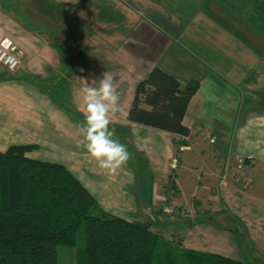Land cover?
Returning <instances> with one entry per match:
<instances>
[{
	"label": "crops",
	"instance_id": "1",
	"mask_svg": "<svg viewBox=\"0 0 264 264\" xmlns=\"http://www.w3.org/2000/svg\"><path fill=\"white\" fill-rule=\"evenodd\" d=\"M106 1L108 6L102 0H0V39L11 40L21 56L14 73L0 65V152L13 145L34 146L27 154L30 158L64 166L100 208L113 206L135 214L141 207L135 154L152 176L154 192L157 183L164 185L163 176L167 179L172 171L198 164L202 154L195 152L196 145L210 148L211 142L219 152L215 145L219 125L233 129L229 155L214 151L212 156L239 164L240 189L233 184L222 189L223 210L219 215L240 224L241 233L239 228L234 231L214 220L180 221L181 246L233 259L224 252L233 248L238 255L240 241L244 240L264 254V197L257 194L264 193L262 31L240 16L230 22L226 16L232 13L220 0H195L199 9L194 20L201 27H184L181 19L151 0ZM107 7L116 16H131L130 28L125 33L119 31L122 35L114 30L105 36L97 32L99 27H111L109 21L101 20V12ZM169 22L173 27L166 26ZM172 45L188 52L197 61H193L194 66H203L210 82L203 84L206 87L199 85L189 101L183 118L190 130L188 138L126 120L139 80L155 67L168 71L163 61ZM105 72L115 76L122 92L120 111L112 117L110 127L115 128L116 138L131 149L132 155L115 174L101 169L87 153L79 130L84 119L82 80L98 83ZM177 80L181 85L200 83L194 77ZM248 81L255 88L256 99L246 98L252 93ZM55 89L63 95V103L54 97ZM220 106L236 111L235 123L231 125L229 117L215 115L214 109ZM252 129L257 136L248 139L246 133ZM220 135L227 138L223 132ZM206 155L205 159L210 156ZM187 160L196 163L187 166ZM238 232L241 240L235 236Z\"/></svg>",
	"mask_w": 264,
	"mask_h": 264
},
{
	"label": "trees",
	"instance_id": "2",
	"mask_svg": "<svg viewBox=\"0 0 264 264\" xmlns=\"http://www.w3.org/2000/svg\"><path fill=\"white\" fill-rule=\"evenodd\" d=\"M198 86L181 85L155 67L137 83L126 120L188 138L183 118ZM54 97L63 103V95ZM33 148L0 152V264H58L57 248L74 247L79 230L83 248L76 264H250L183 249L181 240L177 247L162 244L150 223L109 216L64 166L30 158ZM139 184L149 203L152 180Z\"/></svg>",
	"mask_w": 264,
	"mask_h": 264
},
{
	"label": "rangeland",
	"instance_id": "3",
	"mask_svg": "<svg viewBox=\"0 0 264 264\" xmlns=\"http://www.w3.org/2000/svg\"><path fill=\"white\" fill-rule=\"evenodd\" d=\"M76 2L77 0H71ZM157 5H159L162 10H166L171 13L173 16L181 19L184 23V27H201L196 24L195 14L197 8V4L195 0H151ZM201 1H210V0H201ZM228 6V9L231 11V15L226 16L229 18L230 22L233 21L234 18H238L240 16L245 22L251 27H259L262 31L264 37V0H220ZM103 5H107L106 0H102ZM112 4V3H111ZM76 7V5H75ZM74 7V9H75ZM235 14V15H234ZM102 22H108L111 27H99V34L107 35L111 30L117 31L119 35L121 33H125L127 28L130 26L131 16L123 17L122 13L119 15H115L111 13L110 7L103 8L101 12ZM126 19V21H124ZM111 20V21H110ZM97 19V25L98 26ZM132 24H136V20H132ZM242 21V20H240ZM167 22V21H166ZM96 24V23H95ZM167 27H173L172 23L169 22L166 25ZM248 27V26H247ZM93 28V27H92ZM96 28V27H94ZM130 28V27H129ZM102 30V31H101ZM119 31H122L121 33ZM106 32V33H103ZM172 49H170L163 61V66L167 68L171 75L175 78H179L180 80H184L188 77H194L198 79L200 82L199 85L202 87L203 84L207 82V74L205 73V68L203 66H194L196 61L192 58L188 52H184L181 47L177 45H172ZM171 48V47H170ZM181 51V52H180ZM197 62V61H196ZM162 69V68H161ZM169 73V74H170ZM247 84H251V81H248ZM249 87L252 91L251 95L246 96L247 99H256V95L253 92L254 86L251 84ZM207 88H205L206 90ZM204 91V90H203ZM222 100V99H221ZM250 100V101H252ZM249 102V101H248ZM215 108V107H213ZM216 112V116L218 118L229 117L231 120L230 124L235 123L236 120V111L230 112L223 108V106L214 109ZM213 113L210 112V115ZM240 117V116H239ZM238 117V118H239ZM216 118L217 121L220 119ZM228 118V119H229ZM229 124V122H227ZM219 125L218 136L219 140L217 145L219 152H217L212 146L210 142V148L207 145H196L195 150L199 155V159L197 161L198 164L193 167H189V169H178L176 171H172L170 176L166 179L164 176L162 177L164 180V185L160 186L159 183L156 184V190L152 192V199L149 203H146L144 199V195H142L140 190V198L139 204L140 208L135 214H132V210L130 212H126V209L117 208L110 206L108 208H100L103 212L108 214L109 216L118 217L122 219H126L128 221H139L143 223H150L151 230L155 233H160V237L162 239V244L169 243L171 246L177 247V243L181 240L180 234V221H200V222H212L216 221L218 224H222L224 222L225 227H228L232 230L238 231L240 229V224L235 222L234 220L228 221L226 217H221L222 207V189L227 185H232L239 188L238 178L240 174L239 164L236 160H228L224 161L221 159L214 160L212 154L214 151L217 154L225 153L229 155V143L228 140L232 133L231 130L227 128H221ZM224 133L227 138L222 137L220 133ZM119 134V133H118ZM117 136V135H116ZM213 136V135H212ZM248 139H253L257 136L255 130L252 129L246 133ZM210 135V139H211ZM206 139L207 136H206ZM225 140V141H224ZM209 141V139H208ZM121 142V140H120ZM122 143V142H121ZM214 145V144H213ZM202 147V148H201ZM131 150V149H129ZM128 150V151H129ZM204 153V154H203ZM210 153V154H209ZM206 154L210 155L207 159ZM132 156V155H131ZM189 158V157H187ZM135 163L134 170H137L138 181L140 182L142 179L146 180L147 183L150 182L152 176H149L145 172V166L140 159L138 154H135V158L133 159ZM196 163L194 160H187V166L190 164ZM142 166H144L142 168ZM143 169V170H142ZM154 176V175H153ZM156 182H159L160 178L158 176L154 177ZM245 184V183H244ZM237 185V186H236ZM140 186V184H139ZM243 188V187H242ZM141 189V187H140ZM240 189V188H239ZM260 190V189H259ZM153 191V189H152ZM154 193V195H153ZM258 195L264 197V193L262 191L257 192ZM99 207V206H98ZM132 212V213H131ZM94 214L97 212L94 211ZM242 228V227H241ZM241 233V229H240ZM240 238V234H235ZM179 246V245H178ZM240 253L235 256L234 253L237 252V249H230L229 252H224V255L232 256L233 259L239 258L240 261H245L250 264H264V254L257 250H253L249 245L248 241L241 240L240 241ZM239 247V248H240ZM83 248V232L79 230L76 234V244L74 247H58L56 250L57 262L58 264H76L74 257L78 254L80 250ZM230 253V254H229Z\"/></svg>",
	"mask_w": 264,
	"mask_h": 264
},
{
	"label": "clouds",
	"instance_id": "4",
	"mask_svg": "<svg viewBox=\"0 0 264 264\" xmlns=\"http://www.w3.org/2000/svg\"><path fill=\"white\" fill-rule=\"evenodd\" d=\"M82 81L84 119L79 130L83 147L101 169L115 174L131 159L127 145L116 138L115 128L110 127L112 117L120 111L122 92L110 72H105L98 83Z\"/></svg>",
	"mask_w": 264,
	"mask_h": 264
},
{
	"label": "built area",
	"instance_id": "5",
	"mask_svg": "<svg viewBox=\"0 0 264 264\" xmlns=\"http://www.w3.org/2000/svg\"><path fill=\"white\" fill-rule=\"evenodd\" d=\"M21 64L17 46L9 39H0V65L9 73H14Z\"/></svg>",
	"mask_w": 264,
	"mask_h": 264
}]
</instances>
